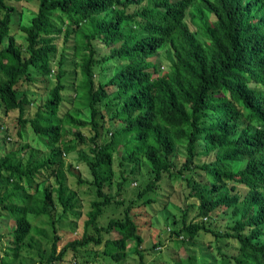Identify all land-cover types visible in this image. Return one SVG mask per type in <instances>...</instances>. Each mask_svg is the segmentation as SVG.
<instances>
[{
  "label": "trees",
  "instance_id": "obj_1",
  "mask_svg": "<svg viewBox=\"0 0 264 264\" xmlns=\"http://www.w3.org/2000/svg\"><path fill=\"white\" fill-rule=\"evenodd\" d=\"M33 1L37 10L20 27L23 45L12 25L18 4ZM59 40L56 84L49 87ZM163 51L167 70L157 60ZM70 58L72 83L65 81ZM0 75V106L5 113L18 110L21 129L29 126L35 141L0 155V217L15 223L13 231L0 233V240L9 237L0 264H25L34 219H52L57 203L64 215L75 207L63 154L74 149L73 134L84 143L82 128L93 131L94 158L85 160L102 199L92 201L83 236L59 252L52 219L50 251L39 253L38 264H59L69 250L90 244H104L103 252L119 263L130 241L146 264L132 208L141 199L153 203L152 193L166 179L188 188L172 235L184 243L211 234L219 249L214 253L210 241L198 261L188 254L183 264H264V0H0ZM41 84L48 93L39 101ZM106 123L110 136L100 141ZM178 146L186 151L181 166ZM116 158L120 166L133 164L132 172L145 165L150 178L123 216L103 225L106 207L118 203L108 193ZM52 177L58 186H42ZM239 185L244 193L236 191ZM191 207L198 208L196 221H188ZM220 207L239 216L226 229L208 221ZM113 232L119 236L104 238Z\"/></svg>",
  "mask_w": 264,
  "mask_h": 264
},
{
  "label": "rangeland",
  "instance_id": "obj_2",
  "mask_svg": "<svg viewBox=\"0 0 264 264\" xmlns=\"http://www.w3.org/2000/svg\"><path fill=\"white\" fill-rule=\"evenodd\" d=\"M36 2H23L18 4V11L16 10L15 21L12 25V31H14L15 36L19 43L25 45L24 32L20 28L22 25H28L31 22L33 14L37 10ZM20 11V12H19ZM192 29H194L193 24L187 18ZM58 52L56 54L57 58L53 64V72L49 77V87L56 84V71L58 68V60L62 53V40L57 41ZM72 49L68 50V54L72 56ZM73 57V56H72ZM158 62L161 64L162 70H167L169 66V61L166 56V52H162L157 58ZM69 69L65 81L72 83L76 79V69H73L74 59H68ZM103 76V75H102ZM104 77V76H103ZM1 79V75H0ZM42 84L35 91L37 93L36 98H42L47 96V91L43 90ZM31 90V89H30ZM33 91V90H32ZM72 91H67V95L71 97L70 93ZM31 93V92H29ZM40 101V100H39ZM70 106V105H69ZM83 117H89V112L84 110ZM87 117V118H88ZM0 155H5L12 145L20 146L22 143L27 142L34 143L33 133L26 126L25 128L20 127L19 124V111L13 110L9 113H5L4 107L0 106ZM110 124L106 123L102 130V135L100 141H105L110 136L107 133ZM21 129L23 133V138L20 140L18 136V131ZM75 127L72 129L76 132ZM84 132V143L80 140H76L77 134H73L71 138L74 141V149L70 152L63 154L64 168L66 172L65 183L74 192L75 207L69 209L65 215L63 214V206L57 203V208L55 210L54 218L56 221L55 231L60 236V241L58 245V252L69 242L75 239H79L83 236L85 231V223L88 218V212L91 209L92 201L96 199H102L98 197L96 192V187L91 184L92 175L87 165L86 158L93 160L94 154L90 150V140L89 137L92 135L93 131L89 128H82ZM78 137V136H77ZM87 141V142H86ZM31 149H28L24 153V158L26 159L30 153ZM185 148L183 146H178L175 151V160L177 165L181 166L185 160ZM49 152L40 153V159L46 158ZM133 164L125 162L123 166L119 165V160L116 158L114 162L115 175L112 182L108 183V193L114 198V202L108 205L105 209L103 216L100 218V222L103 225L108 224L110 219L116 217H122L125 207H127L131 200L135 199L138 191L145 185L144 183L148 181L150 175L147 173L146 166H138L134 172H132ZM70 166L72 169H70ZM123 175L127 178L123 181L121 188L117 187L118 182L122 181ZM79 178L82 180L79 182ZM53 184L58 186L55 178L52 177L50 180L43 182L42 186ZM240 193L245 192V188L238 186L237 190ZM188 195V188L185 184L180 183V181L161 182L156 188V192L152 193V198L154 202L145 206L143 205V199L136 203L135 207L132 208V214L139 226V232L144 237L143 253L144 261L146 264H183L184 260L187 258L188 254H194L197 256V261L200 259L203 252L206 251V247L213 242V235L211 234H201L193 241L187 240L186 242H179L176 235H172L170 228L180 226L182 222L183 213L185 210L186 196ZM57 196V193H55ZM190 202V201H189ZM139 203V205H138ZM198 208L191 207L188 211V221L198 220ZM62 215V216H61ZM239 216H232L231 210L224 211V207H220L213 211L211 217L208 221L214 227L220 229L228 228L233 225ZM52 219L48 216H42L40 218L33 220V230L31 232L32 242L34 246L28 252L23 253V260L25 264H38L40 260L39 253L46 252L49 254L50 247L53 241V236L55 234L54 227L52 226ZM15 228L14 220L4 219L0 217V233L7 235ZM94 233V232H92ZM104 238H114L119 236L118 233L113 232L111 234H103ZM9 237L0 240V255H2L3 248L7 246V241ZM178 239V240H177ZM134 242L130 241V245L134 248ZM156 244L157 247L152 248V245ZM212 251L219 254V249L217 248L215 242H213ZM128 251V256L126 259L119 263L107 256L104 251V244L94 245L90 244L87 248H81L78 253L69 250L63 260L59 261V264H142L140 256L134 252L133 249ZM226 249V247L224 248ZM233 250V247L228 248Z\"/></svg>",
  "mask_w": 264,
  "mask_h": 264
}]
</instances>
